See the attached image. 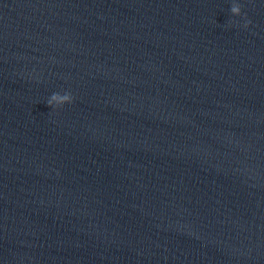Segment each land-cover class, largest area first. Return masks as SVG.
I'll list each match as a JSON object with an SVG mask.
<instances>
[{
    "label": "water",
    "instance_id": "1",
    "mask_svg": "<svg viewBox=\"0 0 264 264\" xmlns=\"http://www.w3.org/2000/svg\"><path fill=\"white\" fill-rule=\"evenodd\" d=\"M0 264H264V0H0Z\"/></svg>",
    "mask_w": 264,
    "mask_h": 264
},
{
    "label": "clouds",
    "instance_id": "2",
    "mask_svg": "<svg viewBox=\"0 0 264 264\" xmlns=\"http://www.w3.org/2000/svg\"><path fill=\"white\" fill-rule=\"evenodd\" d=\"M230 11H231L233 16H241V14H242L241 5L238 3H233L231 5ZM249 23H250V21H246L244 26L247 27ZM54 102L57 105L62 107L65 104H71L73 102V97L70 93H65L64 95H60L59 93H54V94H52L51 98L48 101L49 108L53 107Z\"/></svg>",
    "mask_w": 264,
    "mask_h": 264
}]
</instances>
